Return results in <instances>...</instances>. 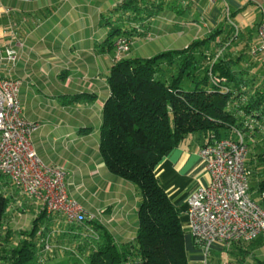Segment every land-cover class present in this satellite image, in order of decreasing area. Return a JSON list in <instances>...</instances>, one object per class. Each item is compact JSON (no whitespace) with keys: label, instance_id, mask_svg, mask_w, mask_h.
<instances>
[{"label":"crops","instance_id":"1","mask_svg":"<svg viewBox=\"0 0 264 264\" xmlns=\"http://www.w3.org/2000/svg\"><path fill=\"white\" fill-rule=\"evenodd\" d=\"M185 1L0 0V77L21 80L22 114L28 121L41 124L31 135L37 154L44 163L66 169L68 194L92 215L88 225L96 224L99 230L108 231L116 244L135 235L140 196L132 183L107 170L99 153L101 114L109 96L107 77L113 65L112 48L105 42L111 29L119 25L128 29L125 34L133 33L131 47L134 38L144 39L141 35L146 32L154 37H166L172 32L178 36L190 34L194 40L222 25L223 36L230 31L224 22L228 20L223 13L227 5L235 26L242 25L245 37L254 36L252 49L257 43V24L264 20V0H223L215 4L188 0L195 4L194 11L201 20L205 19L203 24L181 17ZM174 2L177 4L171 6ZM160 22H168V26L162 28ZM238 44L249 46L243 39ZM9 49L17 54L14 62L6 58ZM164 50L167 49L163 47L161 51ZM132 54L130 48L127 57H137ZM250 145L248 166L256 164L255 159H250L251 153L258 151L253 148L256 144ZM200 146L195 139L184 141L161 158L154 172L180 210L189 264H213L194 244L187 225V197L197 185L209 181L198 155ZM0 192L8 198L3 249L20 244L38 222V228L44 230L41 236L50 235L51 250L44 260L28 264H84V254L90 251L87 245L95 244L90 235H96L98 230L87 224H67L61 214L40 218V204L1 174ZM38 232L36 250L41 247ZM86 232L85 240L81 234ZM250 248L245 242L233 243L229 248L217 244L211 248V256L213 252L238 259L243 255L245 260ZM2 258L0 264H6Z\"/></svg>","mask_w":264,"mask_h":264},{"label":"trees","instance_id":"2","mask_svg":"<svg viewBox=\"0 0 264 264\" xmlns=\"http://www.w3.org/2000/svg\"><path fill=\"white\" fill-rule=\"evenodd\" d=\"M227 14L232 17L229 8ZM228 20L226 26L230 31L226 35L221 36L222 25L215 26L184 48L167 49L148 58L127 57L113 63L107 77L109 96L101 114L99 153L112 175L136 187L140 202L136 233L122 243L116 244L112 235L103 228L99 230L96 224L89 226L91 219L77 224L84 227L87 224L99 231L90 235L95 244L87 245L90 264H189L180 210L161 187L154 172L156 165L169 150L191 139L204 146L223 137L234 138L236 131L246 140L264 139V78L255 75L253 69L255 63L260 64L259 58L252 53L244 54V49L234 55L229 46L238 33L233 21ZM127 32L125 27L114 26L105 39L107 46L113 51L115 40L123 36L130 41L131 48L133 33ZM141 37L148 39L154 35L146 32ZM222 45L225 46L216 56ZM211 76L218 79V85L212 83ZM185 77L191 87L183 84ZM253 159L257 165L249 164L253 168L250 172L259 178L250 191L255 190L257 200L264 203V151L251 153L250 161ZM7 205L8 198L0 192L3 263L44 260L51 249L45 254L40 251L44 230L38 228V222L20 244L3 249ZM40 214V218L45 217L43 210ZM38 231H42L41 247L36 250ZM81 235L86 240L88 233ZM259 238L246 244L251 245ZM243 258L241 255L240 259Z\"/></svg>","mask_w":264,"mask_h":264},{"label":"built area","instance_id":"3","mask_svg":"<svg viewBox=\"0 0 264 264\" xmlns=\"http://www.w3.org/2000/svg\"><path fill=\"white\" fill-rule=\"evenodd\" d=\"M208 1L215 4L223 0ZM256 35L257 43L251 53L264 62V20L258 23ZM129 50L130 41L118 37L113 44V63L120 61ZM6 58L14 62L17 54L14 50H6ZM211 81L215 85L219 83L213 76ZM20 87V79L0 77V174L39 203L45 214H61L67 224H82L92 215L68 194L66 169L44 163L37 154L31 135L41 124L23 116ZM198 155L209 181L197 185L189 193L187 225L194 244L207 258L214 245L229 248L233 243L250 242L261 236L264 233V203L250 194L251 172L246 163L248 144L242 133L236 131L234 138L223 137L200 146ZM49 236V233L43 235L40 250L43 254L51 249Z\"/></svg>","mask_w":264,"mask_h":264},{"label":"rangeland","instance_id":"4","mask_svg":"<svg viewBox=\"0 0 264 264\" xmlns=\"http://www.w3.org/2000/svg\"><path fill=\"white\" fill-rule=\"evenodd\" d=\"M177 2L171 3V6L176 5ZM183 7V14L181 17L186 16L188 18H191V20H196L197 22L203 24V22L205 23V19L201 20V16L198 12H195L194 8H195V4L193 2H190L187 0V2L185 1V3L182 5ZM192 11V13H191ZM185 12V13H184ZM223 13H225L226 18L229 17L228 19L232 20V17L228 16V10H227V6H225V10L223 11ZM172 15H174L175 17H180V15H175L174 13H172ZM187 18V19H188ZM178 19L176 18L175 21L176 23ZM173 21V20H172ZM225 25H227V23L229 24L230 21H228L227 19L224 21ZM160 27L162 26V28H165L166 26H168V22H160ZM227 27V26H226ZM237 27V33L238 36L233 37V45H230L229 48L232 50V52L234 53V55H237L240 51H244L246 55L251 54L252 49L254 48H250L251 43L254 42V36L252 35L251 39L245 37L246 31L244 32L242 29V25H236ZM196 30V29H195ZM235 30V29H234ZM235 30V32H236ZM233 33V32H232ZM253 33V32H252ZM177 32H172V33H168L166 34V37L163 36H155V37H151L148 39H140V38H134V43L131 47V51L133 52V56L136 55L137 57H152L156 54H158L159 52H161L162 48H166V49H181L186 47L192 40L193 38L190 36V34L188 35H184V36H178ZM247 41V45H242L240 44L239 46V42L241 40ZM217 40V38H216ZM219 44V42H218ZM225 46L222 45L220 47V49ZM248 48H247V47ZM246 48V49H244ZM220 49H217V51H219ZM244 49V50H243ZM127 55H124V58H127ZM245 58V57H244ZM256 59L259 58V56H255ZM121 59V60H122ZM120 60V61H121ZM113 61V58H112ZM247 61L249 62V59H247ZM119 62V61H118ZM260 64L255 63L254 65V73L255 75L258 74V77H263L264 78V62L259 60L258 61ZM183 84H185V86L191 87L190 82L186 80V77L183 80ZM253 140V139H252ZM252 140H246V142L250 143V144H256V146H254L253 148H258L259 150L264 151V139H257L256 143L252 142ZM251 146V145H250ZM250 146H248V155H249V150H250ZM256 152V153H257ZM248 158V157H247ZM247 161V160H246ZM257 165V162L256 164ZM254 166V165H251ZM249 167V166H248ZM261 166L258 165L257 169H260ZM250 171H252L251 167H249ZM259 178V175H254L251 173V176L249 178V186L250 187H255L256 186V181ZM251 196L254 199H258L257 197V193L255 190H251L250 191ZM247 243V242H245ZM251 248L249 250V257H246V259L244 260V258L238 259V257H234L233 255L226 257L223 255H219L217 254V252H213V255L211 256L212 253V249L210 251V255H209V259H211V261L213 262V264H224V263H232V264H258V261L264 262V233L260 236V238L258 240H256L255 242H253L251 245ZM91 260L88 258L87 254H84V264H90Z\"/></svg>","mask_w":264,"mask_h":264}]
</instances>
